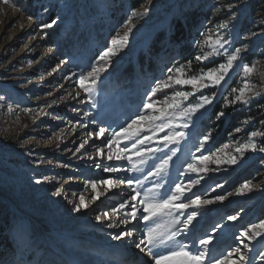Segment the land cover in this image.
<instances>
[{"label": "rangeland", "instance_id": "rangeland-1", "mask_svg": "<svg viewBox=\"0 0 264 264\" xmlns=\"http://www.w3.org/2000/svg\"><path fill=\"white\" fill-rule=\"evenodd\" d=\"M132 1L7 0L5 3L0 0V70L20 57L21 49L31 37L37 35L43 43L41 53L22 59L15 67H8L0 80V225L3 216L9 218L8 227L3 232L9 244L0 240V264H61L55 256L52 260L45 243L39 242L38 225L41 221L55 229L67 228L71 234L89 233L93 236L91 244L102 240L103 245L109 246L122 238L114 237L128 230L116 228L118 225L115 224L132 220L126 213L133 206L137 209L136 217L143 219L147 215L141 204L146 195L153 202H159L175 193L176 184L187 187L197 179L199 183L175 203H187L195 196L201 201L213 202L146 221L145 230L159 225L165 237L174 234L172 240L165 239L152 252L168 254L186 244L187 250L195 254L203 250L199 240L210 236L212 243L208 246L206 264L212 259H223L235 248L244 252L245 264H264L260 259V254L264 253V237L249 243L241 236L252 225L264 221V153L258 150L264 147V0H142L137 6ZM145 8L148 9L146 15L132 16L133 12L139 14ZM193 9L207 14L208 18L206 21L204 17L201 21L193 19L195 26L187 39L190 51L182 53L175 46L168 52L167 35L159 38L160 34L167 33L175 21ZM47 24L52 27L45 28ZM27 26H33L34 31L28 30L19 38L18 31ZM52 31L66 38L64 51L48 43L47 37ZM125 33H128L127 45L116 55L101 60L100 56L113 47L112 39H123ZM209 38H222L224 47L207 59L197 60V56L203 57L212 51L207 46ZM151 43L161 46L158 54L151 58L154 70L151 72L144 67L140 72L137 69L132 73L131 81L129 78L115 83L112 72L117 75L128 63L137 64L139 56H150L148 47ZM236 48L243 49L240 59L219 86L195 91L180 102V108L168 109L162 121L148 119L159 113L146 109L145 104L151 102L156 108L164 107V101H171L175 92L194 91L191 85L175 84L178 75L175 69H183L182 78L198 76L225 63L227 55ZM46 56L53 62L43 64L35 75L15 84L9 81L14 75L8 74L28 70L34 61ZM244 66L253 67L254 71L246 75ZM93 68L100 69V72L94 82H85L86 92L80 79ZM46 76H55L56 79L53 89L47 92L49 99L44 100L38 93H19L30 80L38 81ZM104 80H109L106 92L98 87ZM245 81L254 86L249 92L251 101L247 105L234 102L238 93L233 92ZM165 82L170 86L164 88ZM55 89L58 90L56 93ZM205 96L212 98L210 105L190 119L180 116L182 109L200 103ZM213 108H217L215 113ZM220 112L224 115L220 116ZM141 117H144L143 121ZM202 119H207L208 124L198 127ZM134 120L139 128L155 129L161 123H171L173 127L156 130L155 135L152 131H142L137 137L120 140L118 145L112 144L110 149L114 134H122ZM185 122L189 125L187 128L179 127ZM225 124L230 127L225 143L217 148L210 147L211 141L204 139L208 137L206 127L215 130ZM101 128L105 129L102 136L99 135ZM179 132H183L184 137L178 143H165L166 136ZM253 132L262 133L253 138L257 149L249 148L243 154L236 152L237 147L249 142ZM115 138L119 139V136ZM139 140L144 143L139 144ZM122 149L131 151L123 152L120 160H108L110 150ZM138 150L143 155L137 156ZM129 155L132 163L127 159ZM202 156H210L212 160L217 156L224 159L235 156L237 163L209 162L207 172L199 175L188 172V164ZM164 160H168L167 167L156 174ZM201 166L197 164V167ZM112 167L121 171H105V168ZM105 179L112 180L113 186L118 181L131 180L132 183H128L129 197L118 205L107 204L106 192L113 186L100 183ZM81 181L84 183L78 185ZM91 182L96 183L95 192ZM249 182L253 191L240 194L238 190ZM57 189H62L58 196L54 194ZM97 193H100L99 199ZM120 193L117 191L116 195ZM81 196L87 207L77 212L74 207L79 204ZM133 196H136L135 200ZM218 197L225 198L220 200ZM122 203L127 207L119 210ZM15 207L30 211L35 217L32 221H24ZM189 215H194L195 219L184 228L183 222ZM230 216L235 220H229ZM173 220L181 223L173 227ZM109 224L111 228L100 229V226L109 227ZM121 242L126 246L129 244L124 238ZM74 244L75 240L69 237L58 242L55 249L74 260L78 249ZM244 244L249 245L247 249ZM105 259L97 257L95 264H109L104 262ZM233 259H238L235 252Z\"/></svg>", "mask_w": 264, "mask_h": 264}, {"label": "snow or ice", "instance_id": "snow-or-ice-1", "mask_svg": "<svg viewBox=\"0 0 264 264\" xmlns=\"http://www.w3.org/2000/svg\"><path fill=\"white\" fill-rule=\"evenodd\" d=\"M5 3H7V0H5ZM148 12V9L145 8L144 12L142 13H136L133 12L132 16L136 17V16H143L146 15ZM129 23H131V19L129 20ZM45 28H50L52 27V24H47L44 25ZM130 31V29H129ZM128 42V33H125L123 39H112L111 44L113 45V47H109L107 49V51H105L101 56L100 59L101 60H105L107 57L116 55L117 51L122 49L123 47H125L127 45ZM207 46L209 48L212 49V51L207 52L203 55V57L201 56H197L196 59L200 60V59H207L209 56H213L215 54L218 53V49L219 48H223L224 47V43L222 42V38H217L215 40H212L211 38H209L208 42H207ZM242 48H236L232 53L227 55V59L225 63H221L219 64V66L217 68L208 70L206 72H201L200 75L198 76H193L191 78H182L184 75L183 69L182 68H177L175 69V72L178 74L177 77L175 78L174 82L175 84L178 85H191L192 89L194 90L192 93L189 92H181V91H177L175 92L174 96L171 98V101L169 100H165L164 101V107H160V108H156L154 106L153 103H148L145 104L144 107L146 109H152L154 113H159L158 115H153L151 117H149L148 119L151 121H162L165 119V117L167 116L168 113V109H177L180 108V102L183 100H187L188 97L190 95H193L195 93V91H199L202 88H207L210 86H219L221 84L222 81H224L225 77L228 75L229 71L233 68V66L236 64V62L240 59L241 56V52H242ZM169 71H173L172 69H169ZM243 71L245 72V74H251L254 69L253 67H249V66H244L243 67ZM100 72V69L98 68H93L92 71H90L89 73H87L86 76H82L80 79V85L82 88H84V90L87 92L88 88L86 86V81L87 80H92L93 82L95 81V79L98 78V74ZM172 77H169V80H171ZM164 88L169 87V83L165 82L162 85ZM158 87H160V85H158ZM254 86L251 85L250 83H248L247 81H245L244 85L238 89H233V92L238 93L235 97H234V102H240L243 103L245 105L249 104L251 101V97L249 96V92L252 90ZM212 103V98L210 97H203V99L201 100L200 103L191 106V107H187L181 110V112L179 113L181 117H186V118H191V116H193L195 113L199 112L201 109H203L206 105H210ZM11 110V109H10ZM220 116H223L224 113L220 112L219 113ZM141 121L144 120V117L140 118ZM137 125V121H132L131 124L128 125L127 128L123 129L122 134H114V138L113 140L110 142L109 147L111 149V145L112 144H119L120 140H128V139H132L133 137H137L140 135V133L142 131H152L153 135H155L156 130L159 131H163L165 128H170L173 127V125L171 123H161L159 125L156 126V128H139L136 127ZM189 125L187 122L179 125V127H183V128H187ZM239 131V129L237 130ZM105 132V129L101 128L99 131V135H103ZM258 135H262V133H258V132H253L251 133V138L249 139V142L245 145H243L242 147H237L235 149L236 152L243 154L245 151H247L249 148H251L252 150H256L257 146L255 143H253V138H255ZM119 136V139H116L115 137ZM184 137V133L183 132H179V133H173L170 136H166L165 139V143H178L179 139H182ZM145 139H151V137H146ZM205 140L208 139V137L206 136L204 138ZM139 144H143L144 140H139L138 141ZM225 148H227L228 146L225 145ZM260 152L264 153V147H260L258 149ZM128 151L130 152V149H122V150H117L116 152L113 151H109L108 153V160H120L122 159V153ZM154 151V150H153ZM220 151H223V149H221ZM137 156H141L143 155L142 152H140L139 150L135 153ZM175 153H173L174 155ZM127 159L129 160V163H132V156L129 155L127 157ZM169 159H171V157H169ZM209 162L212 163H216L219 164L221 162L223 163H227V164H236L237 163V159L235 156H230L227 159H224L220 156H217L215 160H212V158L210 156H202L198 161H194L192 163H189L187 166V171L191 172V173H196L197 175H199L201 172H207L208 168H207V164ZM197 164L202 165L201 167H197ZM168 165V160H164L162 162V164L157 168V173L159 174L160 172L164 171V169L167 167ZM132 167L135 168L136 165L133 163ZM105 171L108 172H119L121 171L120 168L117 167H112V168H105ZM37 183H39V181H37ZM101 184L112 187L113 186V181L110 179H105L103 181H100ZM127 183L131 184L132 181L129 180L127 181ZM199 183V180H193L191 182L190 185H188L187 187H185L182 184H176L175 185V193L172 194L171 196H169L167 199H163L159 202H153L152 200H150L148 198V196H145V199L143 201H141V204L143 205V211L145 213H147V215H145L143 217V219L145 221H148L150 219H152L155 216H160V215H171L172 212L174 211H183L187 208L191 207H196L199 204L203 203V204H210L213 201L211 200H204L201 201L199 196H195V198H189L187 203L181 202L179 204L175 203L176 201L180 200L181 197H183L185 195L186 191H191V188L194 187L196 184ZM91 186L93 191H96V183L95 182H91ZM62 189H57V191L54 193L55 195H60L61 194ZM133 191L135 192V189H133ZM240 194H244L245 192H251L253 191V186L249 183H245L244 185L241 186V188L238 190ZM99 195L100 193H97L96 198L99 199ZM138 195V193H137ZM225 197H218V199L223 200ZM133 200L136 199V196L132 197ZM87 204L85 203L84 197L81 196L80 197V201L79 204L76 205L74 207L75 211H80L81 208H86ZM125 207H127L126 204H121L120 205V209L122 210ZM136 213H137V209L135 206L132 207V210L128 213H126L127 216H130L132 219H136ZM105 216L108 215V213H104ZM97 219L99 220L100 217L98 216ZM195 219L194 215H189L187 217V219L183 222L184 228H187L188 225H190L192 223V221ZM229 220H235L234 216H230L228 217ZM125 223H128V221H124ZM181 222L179 220H173L172 221V226L175 227V225L180 224ZM109 227H112L111 224L108 225ZM132 231H125L121 234V236H117L114 237L116 239H119L121 237H131L132 236ZM174 234L169 235L167 237H165L164 232H162L160 230V226L157 225L156 228H150L145 237L142 238L140 240V243L137 245V247H139L141 244L144 245L148 252L150 254H152L153 256V261L154 264H206V259L208 256V246L212 243V239L211 237H205L199 240V244L201 246V251H198L197 253H192L190 250H187L188 246L186 244H182L180 245L176 250H173L171 252H169L168 254H155L152 252L153 248L157 247L160 243H163L165 239L168 240H172L173 239ZM241 236L246 239L249 243H251V241L255 240L258 237H264V221H262L259 224H254L251 226V228H249L247 231L242 232ZM248 244H244L243 247L244 248H248ZM237 253L238 254V259H233V253ZM260 259L262 261H264V253L260 254ZM247 260V257L245 256L244 252L241 251L240 248H235L231 251H229L227 253V255L225 257H223V259H212L209 264H245V261Z\"/></svg>", "mask_w": 264, "mask_h": 264}, {"label": "bare ground", "instance_id": "bare-ground-1", "mask_svg": "<svg viewBox=\"0 0 264 264\" xmlns=\"http://www.w3.org/2000/svg\"><path fill=\"white\" fill-rule=\"evenodd\" d=\"M28 30L30 32H33L34 27L27 26L26 28L19 30L17 33V36L21 38V36ZM31 38H32L31 41L27 43L21 49L19 53L20 57L17 60L13 61L11 65L4 67L0 70V80H1V77L5 76L4 73L9 70L7 69L8 67L10 68L15 67L21 64L22 59H26L28 57L31 58L35 54L42 52V49H43L42 40L38 38L37 35ZM8 45H11V43H9ZM5 48H9V47L6 46ZM6 51H8V49ZM52 62L53 61L51 57L47 58L46 56L45 58H40L38 61H34L31 68L29 66L30 69L24 70L20 73L8 74V75H14L13 77L14 79H10L9 81L11 83L14 82V84L16 82H23L29 79L31 75H35L39 68H41L42 66L44 67L43 64L48 65V64H51ZM55 71H57V68L55 69ZM50 76L42 77L41 80L39 79L38 81L34 79L30 80L21 90H19V93H22V95H25V94L33 95L34 93H38L44 97V100L49 99L50 96L47 94V92L53 89L52 87L54 86V83L56 80L55 76L53 77H50ZM62 90H63V87H62ZM57 91L58 90L55 89V93ZM1 98L2 97H0V103H2ZM83 183L84 182L81 181L80 183H78V185L83 184ZM129 186L130 185L127 182L118 181L112 188H110V190L106 192L107 194L106 203L118 205L120 202L126 200L130 195ZM117 191H121V193L116 195ZM15 208L17 212L20 213V218L23 219L24 221H27V219L32 221L33 218L35 217L33 213H31L30 211L21 210L18 207H15ZM90 217L91 216H89V218ZM41 222L38 225V228H39L38 236H40L39 242L40 244L45 243L44 247L47 249L48 255L50 256V258H52V260L54 256L56 258H59L61 264H95L97 257H100V256L105 257L106 259L104 260V262L109 263V264H150L153 261L152 254L148 252L147 248L144 245L141 244L139 247H137V245L140 243V240L145 237L147 231L151 228V227H148V229L146 230L144 229V225L146 221L142 219L140 216H137L136 219H132L128 221V223H125V222L121 224L116 223L115 225H118V226H115L116 228L117 227L123 228V229L127 228L128 229L127 231H132L133 234L131 237H122L120 240L108 244L109 246H105L107 245L105 243H104L105 245H103L102 240H96L98 242L91 244V241H93V236L89 233H80V234L72 233L71 234L70 230H68L67 228L55 229L53 227L45 226V224ZM108 228H111V227H106V226L101 227L100 226V229H108ZM50 229H52L53 231ZM69 237L75 240L74 245L78 248L76 251V258H74V260L66 258L64 254L57 252L55 249V246L58 242L66 241V239ZM123 238H124V241L127 240L129 242L127 246L121 242ZM118 244L120 246H117ZM189 249H192V247H190ZM107 260L109 261L107 262ZM153 264H154V261H153Z\"/></svg>", "mask_w": 264, "mask_h": 264}, {"label": "trees", "instance_id": "trees-1", "mask_svg": "<svg viewBox=\"0 0 264 264\" xmlns=\"http://www.w3.org/2000/svg\"><path fill=\"white\" fill-rule=\"evenodd\" d=\"M141 1L142 0H133L132 4L134 6H137L138 4L141 3ZM30 6H31V3L28 2L27 7L30 8ZM27 14H31V16H34V13H31L29 11L27 12ZM203 17H204L203 20L206 21L208 18V15L202 14V12L198 11V9H193L192 11H189L185 15H182L181 16L182 19H178L177 21H175L167 33L162 32L159 38H163L165 34L167 35L166 42L170 47V48L168 47L169 48L168 52H171L172 47H175V46L178 47L182 53H185L186 50L187 52H189L190 49H188L187 39H188L189 33L195 26V23H193V19L195 18V20L201 21ZM95 27L97 28V30H99L98 26H95ZM97 38L101 39L102 36L97 35ZM47 40L51 46H54L60 51H64L65 46H66L65 45L66 38L63 37L61 33L57 31H52V33L48 35ZM160 47H161L160 45L151 43L150 46L148 47V52L150 56L148 57L139 56L137 59L138 65L130 62L117 75H115L113 71L112 76L114 77V82L117 83L118 81H124L129 78L130 79L128 81H131L132 73L137 69L141 72L144 67H147L149 71L152 72L154 70L153 69L154 61H152L151 58L152 56L158 54L159 50H161ZM108 86H109V80H104L98 84L99 89L103 90V92L107 91ZM216 110L217 108H213L212 112L215 113ZM206 121L207 119H202V122L199 123L198 127H201L203 124H208L206 123ZM229 130H230V127L228 124L222 125L216 128L215 130H212L209 127H206L205 133L208 134V139L211 141L210 147L217 148L218 146L224 144L226 141V136L229 134ZM2 219L3 220L0 225V240L3 239L5 241V242L3 241L5 244H9V242L6 239H4L5 237H3V232L8 227V224H9V220H8L9 218L6 216H3Z\"/></svg>", "mask_w": 264, "mask_h": 264}]
</instances>
